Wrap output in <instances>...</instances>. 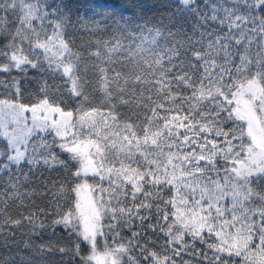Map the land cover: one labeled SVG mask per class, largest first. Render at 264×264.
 I'll use <instances>...</instances> for the list:
<instances>
[{
  "label": "snow or ice",
  "instance_id": "1",
  "mask_svg": "<svg viewBox=\"0 0 264 264\" xmlns=\"http://www.w3.org/2000/svg\"><path fill=\"white\" fill-rule=\"evenodd\" d=\"M123 7L0 0V264H264V0Z\"/></svg>",
  "mask_w": 264,
  "mask_h": 264
},
{
  "label": "trees",
  "instance_id": "2",
  "mask_svg": "<svg viewBox=\"0 0 264 264\" xmlns=\"http://www.w3.org/2000/svg\"><path fill=\"white\" fill-rule=\"evenodd\" d=\"M88 2L104 3L107 5L110 4L124 11L125 14H131V10L123 7L124 5L130 4V3H138V2L147 3V2H150V0H70V3L73 9L76 11L83 12V13H86L87 11V8L85 5Z\"/></svg>",
  "mask_w": 264,
  "mask_h": 264
},
{
  "label": "rangeland",
  "instance_id": "3",
  "mask_svg": "<svg viewBox=\"0 0 264 264\" xmlns=\"http://www.w3.org/2000/svg\"><path fill=\"white\" fill-rule=\"evenodd\" d=\"M91 5L99 6L101 10L104 9V8H112V7H113V6H111V5H106V4H104V3L89 2L88 4L85 5L86 8H87V11H86L85 14H87V13L90 12V10H91V9H90V6H91ZM113 8H116V7H113ZM116 9L120 10L119 8H116ZM89 14H91V13H89Z\"/></svg>",
  "mask_w": 264,
  "mask_h": 264
}]
</instances>
